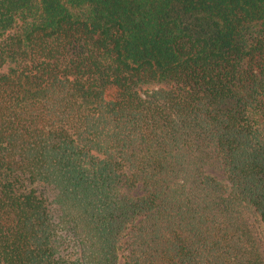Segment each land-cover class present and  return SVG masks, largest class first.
I'll use <instances>...</instances> for the list:
<instances>
[{
    "label": "trees",
    "instance_id": "obj_1",
    "mask_svg": "<svg viewBox=\"0 0 264 264\" xmlns=\"http://www.w3.org/2000/svg\"><path fill=\"white\" fill-rule=\"evenodd\" d=\"M264 0H0V264H264Z\"/></svg>",
    "mask_w": 264,
    "mask_h": 264
},
{
    "label": "rangeland",
    "instance_id": "obj_2",
    "mask_svg": "<svg viewBox=\"0 0 264 264\" xmlns=\"http://www.w3.org/2000/svg\"><path fill=\"white\" fill-rule=\"evenodd\" d=\"M260 233H261V238H262L263 246H264V231L261 228H260Z\"/></svg>",
    "mask_w": 264,
    "mask_h": 264
}]
</instances>
